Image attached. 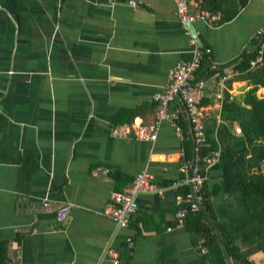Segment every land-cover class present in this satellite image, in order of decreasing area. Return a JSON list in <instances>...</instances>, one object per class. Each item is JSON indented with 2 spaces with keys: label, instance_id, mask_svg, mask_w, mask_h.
<instances>
[{
  "label": "crops",
  "instance_id": "crops-1",
  "mask_svg": "<svg viewBox=\"0 0 264 264\" xmlns=\"http://www.w3.org/2000/svg\"><path fill=\"white\" fill-rule=\"evenodd\" d=\"M139 1L0 0V245L7 246L6 264H113L114 257L121 264H210L191 224L175 217L189 190L181 184V167L189 160L192 124L185 137L179 118L186 113L175 101L168 112L177 120L161 121L153 131L156 97L170 71L197 49L211 50L213 69L256 53L264 0H190L191 12H221L224 21H197L188 29L174 0ZM226 71L225 82L238 75ZM204 81L199 112L205 134L211 117L221 121L226 84L216 76ZM250 88L235 81L230 93L239 98ZM257 95L264 98L263 87ZM142 130L148 135L141 137ZM142 172L162 193H139V210L121 229L110 214L113 194L129 192ZM206 175L210 208L203 211L218 232L231 220L219 159ZM65 206L69 213L60 221Z\"/></svg>",
  "mask_w": 264,
  "mask_h": 264
},
{
  "label": "trees",
  "instance_id": "trees-1",
  "mask_svg": "<svg viewBox=\"0 0 264 264\" xmlns=\"http://www.w3.org/2000/svg\"><path fill=\"white\" fill-rule=\"evenodd\" d=\"M257 55L258 50L235 64L213 69L211 55L206 54L196 73V79L216 76L220 80L228 77L226 69L238 72L237 76L225 82L221 121L218 123L211 117L206 122V143L202 149L205 157L217 152L220 154L231 220L219 224L218 232L206 223L207 214L203 209L210 207L205 186L203 209L185 219L191 224L196 243H202L204 257L210 264H264V98L257 95L258 90L264 88V58L252 67L251 62ZM242 80L248 81L251 88L239 98H233L230 93L232 84ZM188 123L187 116L186 119L179 118L185 137H188ZM235 123L240 126L239 135L235 131ZM186 139L187 160L191 158L194 146L189 138ZM6 250L7 246L1 244L0 264H6L2 260ZM256 254L263 255L259 262L253 259Z\"/></svg>",
  "mask_w": 264,
  "mask_h": 264
},
{
  "label": "built area",
  "instance_id": "built-area-1",
  "mask_svg": "<svg viewBox=\"0 0 264 264\" xmlns=\"http://www.w3.org/2000/svg\"><path fill=\"white\" fill-rule=\"evenodd\" d=\"M176 3V14L179 17L184 28L188 29V25L197 21H202L212 24L222 23L224 17L221 12L213 10H203L198 13L190 11V0H174ZM139 0H129L130 5H138ZM259 47L258 55L251 62V66L255 67L261 63L264 58V28L258 32ZM211 55L210 49H197L194 57L189 61H180L170 71L169 82L164 87L163 91L157 95L156 101L159 103L157 110V120L152 126V130H156L161 121L171 119L173 122L177 120V115L169 113L170 105L179 101L182 105L188 120L192 124V142L193 154L191 158L184 162L181 167L183 177L181 184L189 188L183 205L177 211L175 217L179 221H184L188 215L197 213L204 207L206 201L204 186L207 179V169L210 165L217 162L219 154H212L205 157L202 154V149L206 143L204 128L200 121V108L202 101L206 96V83L204 79H196V73L201 68L202 61L205 55ZM228 77L221 79V84L225 82ZM177 131H181L180 127L174 124ZM141 137H145L146 132L142 130L139 132ZM156 134L150 135L152 140L156 139ZM162 188L152 181V176L147 172H142L137 175L129 192L114 193V205L110 211L112 219L121 229L127 228L134 215L139 210L137 202V195L142 192L155 191L162 193ZM180 203V202H179ZM45 206H48L46 203ZM69 213V207H62L58 211V219L60 221L66 220ZM130 248L134 247V242L131 238L128 240ZM113 264H121L118 258L114 257Z\"/></svg>",
  "mask_w": 264,
  "mask_h": 264
},
{
  "label": "rangeland",
  "instance_id": "rangeland-1",
  "mask_svg": "<svg viewBox=\"0 0 264 264\" xmlns=\"http://www.w3.org/2000/svg\"><path fill=\"white\" fill-rule=\"evenodd\" d=\"M256 260H257V261H260V259H259V258H256Z\"/></svg>",
  "mask_w": 264,
  "mask_h": 264
},
{
  "label": "water",
  "instance_id": "water-1",
  "mask_svg": "<svg viewBox=\"0 0 264 264\" xmlns=\"http://www.w3.org/2000/svg\"><path fill=\"white\" fill-rule=\"evenodd\" d=\"M190 25H192V24H190ZM189 26V25H188Z\"/></svg>",
  "mask_w": 264,
  "mask_h": 264
}]
</instances>
